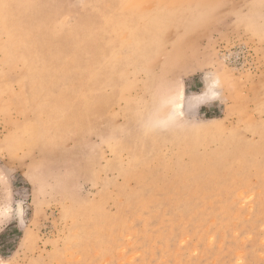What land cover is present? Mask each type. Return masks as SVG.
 <instances>
[{"label":"rangeland","instance_id":"374dc122","mask_svg":"<svg viewBox=\"0 0 264 264\" xmlns=\"http://www.w3.org/2000/svg\"><path fill=\"white\" fill-rule=\"evenodd\" d=\"M210 64L224 102L143 137ZM0 170V264H264V0H0Z\"/></svg>","mask_w":264,"mask_h":264},{"label":"clouds","instance_id":"9594fccd","mask_svg":"<svg viewBox=\"0 0 264 264\" xmlns=\"http://www.w3.org/2000/svg\"><path fill=\"white\" fill-rule=\"evenodd\" d=\"M198 69H207L202 77L204 88L200 93H193L186 98L184 82L180 78L171 84L155 88L147 100L138 102L137 126L143 137L175 134L194 127L199 121L186 116V105L198 109L213 101L224 102V79L221 71L210 64L190 72ZM24 216V201L13 200L9 171L0 170V231L13 218L18 220L20 226H24Z\"/></svg>","mask_w":264,"mask_h":264},{"label":"trees","instance_id":"16d2710c","mask_svg":"<svg viewBox=\"0 0 264 264\" xmlns=\"http://www.w3.org/2000/svg\"><path fill=\"white\" fill-rule=\"evenodd\" d=\"M2 236H4V235H2ZM1 238V237H0Z\"/></svg>","mask_w":264,"mask_h":264}]
</instances>
